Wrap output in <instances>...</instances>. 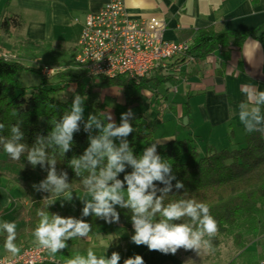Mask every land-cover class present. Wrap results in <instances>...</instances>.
<instances>
[{"label":"crops","instance_id":"0c3cea01","mask_svg":"<svg viewBox=\"0 0 264 264\" xmlns=\"http://www.w3.org/2000/svg\"><path fill=\"white\" fill-rule=\"evenodd\" d=\"M106 2L107 0H0V54H7V48L29 40L38 43L31 44L34 50L43 47L47 48L48 52L60 51L69 55L70 61L75 62L85 17L87 14L97 12ZM123 2L131 19L161 20L164 24L165 40L186 42L190 47L197 34L204 30L245 32L264 24V0H123ZM7 18H16L21 25L11 27L4 33L1 25ZM77 32V42H70L71 34ZM182 58V55H179L168 60L163 70H155L148 77L153 79L150 83H154L158 76L172 75L171 82H164L166 90L173 88V91L177 92L174 81L180 84L181 89L180 96L169 98L159 91L162 83L157 87L159 97L165 96L162 100L163 107L168 108L166 114L168 120L165 122L171 123L168 131L159 137L158 146L164 147L168 141L178 138L196 140L201 151L207 146L217 150L242 147L246 131L239 120V112L249 111L251 119V109L257 107L259 114L264 115V103L255 104L254 99L249 100L242 92L246 84L264 91V42L247 38L239 47L233 44L221 45L203 58L189 60ZM102 83L105 84L103 79L88 76L83 81L84 89L80 91V95L85 96L87 101L90 95L95 94L89 108L92 109L96 98L94 112H98V115L96 113L94 115L99 120L106 114V110L111 109L105 106L102 99L100 86ZM117 88L118 92L115 93L122 96L121 103L125 106L123 90ZM145 92L147 93L142 92L141 99ZM148 93L150 97L145 98L147 104L152 107L148 110L155 113L151 116L143 114V117L151 119L156 115L158 104L157 99H153L151 91ZM242 103L245 105L244 108L240 107ZM165 122L163 120L162 123ZM256 129H264V119L256 125ZM0 159H3V156H0ZM30 192L31 188L22 174L11 172L6 167L0 168V222L15 223L16 240L21 235L23 237L19 242H14L19 250L26 244L37 243L36 240L34 242L28 240L26 233L30 219L38 213L42 202L36 200L39 205L35 206L33 203L35 199L33 202L29 201ZM68 194L72 198L74 191ZM68 194L62 197L68 199ZM62 202L63 200L58 204L60 211L65 210L61 204L67 201ZM77 204L78 213L82 216L83 202ZM121 231L115 228L109 234L98 231L93 236L67 240V247L56 254L67 262L77 255L87 257V252L91 249L98 258L101 256L110 258L113 252L119 253L121 259L118 264H124L126 259L134 258L136 255L143 258L144 264L170 262L177 264V259L171 258L169 253L149 251L146 246L135 245L131 238L126 241L127 234ZM4 240L5 235L0 234V257L16 255L17 253L13 254L5 249Z\"/></svg>","mask_w":264,"mask_h":264},{"label":"trees","instance_id":"16d2710c","mask_svg":"<svg viewBox=\"0 0 264 264\" xmlns=\"http://www.w3.org/2000/svg\"><path fill=\"white\" fill-rule=\"evenodd\" d=\"M21 24L16 18H7L2 22V30L7 33L11 27H19ZM252 38L264 42V24L256 27L251 31L229 32L226 30L213 31L204 30L197 34L189 51L182 54L183 60L190 58L200 59L207 56L214 49L221 45L240 46L244 40ZM38 44L29 40L18 42L13 45L12 52L17 56L13 59L0 57V124L4 127L0 129V139L4 142L12 138L11 128L17 126L22 133V139L18 142L26 145V151L21 154L18 161L12 160L4 151L3 143H0V168L5 167L11 172L17 174L26 173L34 169L48 175L51 167L47 161L43 167L37 164L35 168L27 160V150L39 146L37 137L47 138L55 126L66 112L71 110L67 102L56 100L53 93L62 90L67 85V81L75 83L77 93L84 89L83 81L88 77L86 70L76 67L67 68L68 70L57 72L54 77L64 79L65 84L58 88L46 87L45 77L42 78L38 85L33 86L28 94H25L24 88L19 82V73L27 71L30 73L40 74V68H30L25 66L19 58L21 53L27 55L29 46ZM40 50V48H35ZM34 50V48H32ZM46 68L49 64L44 63ZM167 65V64H166ZM165 67H159L157 70H163ZM158 76L154 83H150L152 78H143L138 83L132 82L122 77L113 79L103 78V82L122 88L125 97V106L131 107L139 104L143 91H151L153 96H159L157 87L160 83L171 82L172 75ZM166 82V83H167ZM167 88L166 91H168ZM162 98V99H161ZM164 97L157 98L156 115L151 119L143 117V114L133 116L128 119L132 124L134 132L131 133L127 140L133 150L134 155L143 153L145 146L153 139L154 133L163 122L164 114L168 113V108L163 107L162 100ZM260 115V114H259ZM261 120L264 115H260ZM87 121L82 119L79 122V131L73 133V141L69 151L61 153L59 146L45 139L44 151L48 159H54L55 170L57 175L67 173V183L70 188L65 193L56 195L47 192L45 198L41 199V206L38 211H45L51 217L52 214H58L61 217H74L82 219L91 225L89 236L95 235L98 231L105 234L111 233L115 228L121 229L127 234L128 241L133 233V224L131 221L132 212L130 209L117 207L119 213V223L108 224L104 219L89 215L81 216L78 213V204L74 199L68 198L63 204L64 211H60L56 198L67 195L70 192H87L82 181L89 175L87 171L82 170V174L77 176L70 161L80 158L84 155L85 150L89 147V137L92 134L85 130ZM121 121L115 124L119 126ZM92 137V136H91ZM119 145L120 140H115ZM162 160L171 166V175L175 179L171 180V191L161 193L159 189H164L165 184L159 181L154 182L157 186V197L163 196L165 206L170 202L180 199H194L199 203L207 204L210 214L218 224V234H233L237 241L247 237L248 239L256 238L260 232H264V131L256 129L251 133L246 132L245 143L239 148L226 147L220 150L207 146L203 151L199 149L198 142L193 139L174 138L168 141L164 147L156 149ZM130 166L126 171L120 173L117 179L123 180L124 175L131 172ZM177 181L183 183V188L175 187ZM127 185L125 184V188ZM47 198V199H46ZM38 213L33 215L27 225L26 237L28 240H35L33 230L39 222ZM157 222L161 217L159 214L154 218ZM173 223H187L192 225L189 217H183ZM22 235L17 238L16 242L22 239ZM39 245L31 244L20 248L19 252L26 247H38ZM18 252V253H19ZM46 256L51 259L41 264H67L57 254L51 255L46 250Z\"/></svg>","mask_w":264,"mask_h":264},{"label":"clouds","instance_id":"9594fccd","mask_svg":"<svg viewBox=\"0 0 264 264\" xmlns=\"http://www.w3.org/2000/svg\"><path fill=\"white\" fill-rule=\"evenodd\" d=\"M251 89V91H249ZM243 94L253 100L255 104L264 103V91L257 90L252 85H244ZM84 101L80 95H75L71 104V110L66 112L62 119L55 123L54 128L47 138L37 137L39 146L27 150V160L35 168L37 164L42 167L44 163L51 166L48 175L40 184V189L59 195L70 188L67 183V173L57 175L54 159H48L44 147L45 139L49 146L54 143L59 146L61 153L70 150L73 133L79 131V122L83 119ZM241 108L245 105L242 103ZM132 110L121 114V123L117 126L114 122L102 123L95 115H90L85 124V130L90 131L93 125L99 130V135L89 137V147L80 158H73L70 166L77 176L82 170L89 175L82 181L91 200H84L82 216L89 215L104 219L106 223H119V213L116 206L130 209L132 212L131 221L134 235L131 241L137 246H146L149 251H157L163 254H175L179 249L193 251L197 254L202 248L210 247L211 239L218 232V224L210 214L207 204L199 203L194 199H180L170 202L166 206L163 203V196L157 197V186L154 182L159 181L165 184L161 193L171 191V166L164 162L156 152V143L144 149L140 155H134L129 146L127 137L134 132L129 123L128 116ZM249 111L241 110L239 120L244 125L245 131L251 133L256 130V125L261 122L259 108ZM107 120L112 121L110 113L106 114ZM255 121V123H253ZM4 127L0 124V129ZM261 131H264L262 129ZM12 138L3 143L4 151L15 161H18L21 154L26 151V145L19 143L22 133L17 126L11 128ZM115 140H120L117 145ZM130 166L132 171L124 175L123 180L117 179L120 173L126 171ZM125 184L127 187L125 188ZM35 188L36 186L33 185ZM175 187L183 188V183L177 181ZM39 190V189H37ZM69 198H70V194ZM47 199V198H46ZM63 207V204H61ZM159 214L161 219L157 222L154 218ZM39 222L33 230V236L40 247L47 250L51 255L67 247L66 241L73 238H86L91 232V225L82 219L74 217H61L41 210L38 212ZM183 217H189L192 225L187 223H173ZM0 234L5 235V249L13 254L19 252L14 243L16 240V225L14 222H0ZM121 259L119 253L113 252L110 258L97 257L89 249L87 257L77 255L69 259L67 264H118ZM124 264H144L143 258L136 255L128 258Z\"/></svg>","mask_w":264,"mask_h":264},{"label":"built area","instance_id":"2783aa9c","mask_svg":"<svg viewBox=\"0 0 264 264\" xmlns=\"http://www.w3.org/2000/svg\"><path fill=\"white\" fill-rule=\"evenodd\" d=\"M163 29L161 20L131 19L123 0H107L97 12L85 17L75 64L89 77H122L138 83L190 49L189 43L165 40ZM0 57L7 60L5 55ZM58 71L43 70L47 74ZM45 253L40 246L26 247L12 257H0V264H41L51 260ZM258 264H264V258Z\"/></svg>","mask_w":264,"mask_h":264},{"label":"rangeland","instance_id":"374dc122","mask_svg":"<svg viewBox=\"0 0 264 264\" xmlns=\"http://www.w3.org/2000/svg\"><path fill=\"white\" fill-rule=\"evenodd\" d=\"M78 32L72 33L70 36V42H77ZM46 50V51H45ZM8 53L4 54L7 56V59H13L17 56L16 52H12V48H7ZM27 55H24V53L20 54V57H17L20 59V61L27 67L30 68H40V74L30 73L27 71H23L19 73V82L21 86L24 88L25 94H28L30 92V89L38 85L42 78L45 77V85L46 87L51 88H58L59 86H63L66 82L64 79H58L57 77H54L55 73H44L43 70L46 68V65L44 63L49 64V67L55 70H59L58 72H62L65 70H68L67 68H76L77 65L75 64L74 60H69L70 56L65 55L58 51L56 53L55 51H49L47 48L40 47V50H32V46H29ZM55 72V71H54ZM153 73V72H152ZM151 73V75H152ZM43 76V77H42ZM102 79V78H101ZM67 85L62 90H57L53 93V97L56 100L67 102L70 107L73 102L74 96L77 95V91L75 89V83L71 81H67ZM101 96L102 99L105 101V106L111 108L110 110H106V114L110 113L112 116V121L107 120L106 114H104L103 117H101L102 123H108V122H119L121 121V114L127 113L129 109L132 110L131 114L128 116V119L132 118L133 116L139 115V114H145L151 116L155 112H151L148 109H150L151 106L147 104V99L150 97V94L145 92V95L141 99V103H139L138 106L134 107H125L121 103L122 96L120 94H117L115 92H118L117 87H113L107 83H102L101 85ZM174 87H176L177 92L173 91V88L166 92V85L164 82L160 85L159 91L161 94H166L167 97L172 98L173 96L178 97L181 95V89L180 84L178 82L175 83L174 81ZM112 93H115L112 95ZM80 95V94H78ZM92 94L89 96L88 101L86 100L85 96H81L82 100L84 101L83 107V119L88 121V117L90 115H98V112H94L95 106H96V98L95 103L93 104L92 109L89 108V103L94 101ZM146 97V98H145ZM160 98L159 96L153 97V99ZM120 99V100H119ZM100 103V102H99ZM149 107V108H148ZM152 109V107H151ZM166 114H164V122L168 120ZM103 119H106L107 121H103ZM171 126V123L165 122L162 123L159 127V129L156 130L154 133L153 140L148 144V147H151L153 143H156V148H160L163 146H158V140L161 135L168 131L169 127ZM99 135V130L93 125L92 127V137H96ZM162 145V144H160ZM22 176L26 183L30 186L31 192L29 196V201L33 202L35 199V206L39 205V202L36 201L39 199V201L42 198H45L47 195V192L43 189H40V184L42 181H44L47 177V175L43 172L31 169L27 171L26 173H22ZM33 185L36 187L34 188ZM39 189V190H37ZM76 194V195H75ZM71 199H74L77 202H81L84 200H91V195L88 194V192H74V196H72ZM63 200V202L67 201L62 196H59L58 199L56 198V202L59 204ZM62 202V203H63ZM84 207V203H83ZM122 232V231H121ZM124 234V232H122ZM170 257H175L177 259V264H258L263 258H264V232H260V234L253 239H248L247 237H244L243 239L237 241L236 236L233 234H225V235H219L216 233L215 237L211 239V245L210 247L202 248L200 252L197 254L193 251H185L183 248L179 249L175 254L169 253ZM168 264H175L173 262H170Z\"/></svg>","mask_w":264,"mask_h":264}]
</instances>
